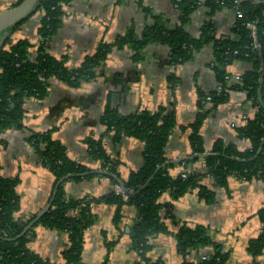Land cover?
Instances as JSON below:
<instances>
[{"label": "crops", "instance_id": "0c3cea01", "mask_svg": "<svg viewBox=\"0 0 264 264\" xmlns=\"http://www.w3.org/2000/svg\"><path fill=\"white\" fill-rule=\"evenodd\" d=\"M16 0H0V12L10 8ZM143 7H148L146 11ZM64 24L49 42V49L55 56H67V65L79 66L87 55L96 52L101 42L112 43L129 29L142 36L146 26L154 23V15H164L169 26L179 23V10L174 0H72L65 5ZM38 12L23 27L12 35L16 41L29 38L38 46ZM234 11L223 10L206 16L195 13L186 29L199 35L206 20L213 18L221 33H229L233 23ZM171 48L168 45L150 43L145 47V59L133 61V52L128 47L117 48L104 62L107 74L122 73L129 76L127 89L121 90L108 81L104 75L79 88L53 80L50 94L43 100H27V116L24 123L28 128L45 131L54 128L53 137L61 140L68 148V154L79 163L90 168L101 166L89 155L88 137L102 139L111 157L121 161L119 172L123 178L143 164L144 144L134 137H126L116 142L107 132L101 117L106 105L111 102L122 114L140 109L156 110L160 106H174L177 125L166 147L167 162H173L172 175L192 166L202 168L203 158L195 163L186 161L192 155L190 143L191 127L198 114L211 109L212 103L205 98L219 87L214 70L213 45L198 51L193 60L173 65L169 63ZM246 64L235 61L228 66L233 79L242 74ZM136 73L138 76L135 78ZM175 75L172 80L171 75ZM115 91V92H114ZM256 113L247 93L230 89L227 102L211 109L201 134L206 152L219 139L236 144L239 149L247 148V140H239L237 126L243 125ZM26 129H13L0 138V174L20 176L17 191L21 196L20 217L38 215L46 208L56 189V179L51 171L39 162V155L27 140ZM208 186H215L210 176L203 180ZM115 185L108 176H97L65 184L67 197L80 199L85 196L100 198L110 192ZM212 202L200 198L194 189L179 199H174L166 191L160 197L163 221L170 233H160L151 238L152 248L148 252L151 261L163 260L166 264H182L185 257L177 248L176 233L182 225L204 226L210 243L192 249L187 260L199 262L204 255L214 252L215 244H221L228 253L226 264H251L255 258L249 252L252 238L257 237L263 224L258 211L264 206V181L260 179L243 180L229 176L228 186L219 188ZM94 222L85 230L84 248L79 264H137L139 254L132 249L130 228L137 216L133 206L125 205L119 225H114L116 206L104 202H94L91 206ZM35 237L29 247L56 264H65L63 252L71 245L65 232L39 224L35 227ZM256 264H264V251L256 257ZM141 264H151L142 262Z\"/></svg>", "mask_w": 264, "mask_h": 264}, {"label": "trees", "instance_id": "16d2710c", "mask_svg": "<svg viewBox=\"0 0 264 264\" xmlns=\"http://www.w3.org/2000/svg\"><path fill=\"white\" fill-rule=\"evenodd\" d=\"M71 1L42 0L30 16L15 24L0 52V138L9 130L26 129L27 140L39 155V162L55 176L57 188L50 209L30 230L21 235L38 215L27 220L18 216L21 210V196L17 191L20 176L0 174V264H56L29 247V242L36 235L35 227L39 224L67 233L71 245L63 252L65 264L81 263L85 230L94 222L91 206L95 201L116 206L114 225L121 222L125 205L135 207L137 216L130 228V236L132 249L140 256L137 264L144 261L166 264L161 259L151 261L148 257L152 248L151 238L160 233H170L162 214L168 205L159 201L164 192H170L177 200L198 189L200 198L212 202L217 194L214 187H227L229 176L264 181V0H241L238 6L242 14L236 12L235 0H174L179 10L178 24L169 26V20L164 15L156 14L154 23L146 26L142 36L131 28L112 43L101 42L96 52L87 55L77 67L68 66L67 56L59 58L49 49L51 38L64 24L65 5ZM22 2L16 0L11 7ZM143 9L149 10L148 7ZM225 9L234 11L235 15L229 33H221L213 18L205 21L199 35H193L186 29L195 13L213 16ZM38 12L42 14L37 21L39 41L34 52L35 44L29 38L15 41L12 35ZM150 43L168 45L171 48L169 63L173 65L193 60L198 51L213 45V63L219 87L205 99L212 103L213 110L229 100L230 89L247 93L256 113L236 128L239 140L249 142L247 148L239 149L232 143L226 146L219 139L211 153L205 154L201 127L211 111L205 109L190 125L192 131L189 138L193 153L186 161L188 165L203 158L205 165L201 169L192 166L178 175H172L170 168L174 163L167 162L166 147L177 125L174 106H160L156 110L145 108L122 114L109 102L101 117L107 132L113 135L116 142L134 137L144 144L142 166L123 178L118 170L121 161L110 156L102 139H86L89 155L101 162L100 168H90L69 156L67 146L53 137L54 128L40 131L28 128L24 123L28 112L25 102L30 98L43 100L48 97L53 80L79 88L99 75H104L115 89L122 87L121 90L125 91L129 76L122 73L107 74L105 60L115 47L122 49L128 46L133 52V61H140L145 59V47ZM235 61L246 64L237 79H233V73L228 71V66ZM137 76L136 73L135 78ZM174 78L172 74L171 79ZM97 176H108L115 187L124 186L126 194L118 193L114 187L100 198L67 197L66 182ZM207 176L212 178L214 187L203 183ZM257 214L263 227L261 233L250 240L248 249L255 258L251 264H256V257L264 251V206ZM176 237L177 248L185 257L182 264H226L228 260V253L224 252L221 244H215L214 252L204 255L206 258L199 262L187 260L192 249L210 243L204 226L182 225Z\"/></svg>", "mask_w": 264, "mask_h": 264}, {"label": "water", "instance_id": "95a60500", "mask_svg": "<svg viewBox=\"0 0 264 264\" xmlns=\"http://www.w3.org/2000/svg\"><path fill=\"white\" fill-rule=\"evenodd\" d=\"M41 2L42 0H23L21 4L0 12V52L4 46L5 40L12 34L15 24L30 16L39 7ZM123 188L126 189L124 186ZM56 193L57 188L54 191V196L50 204L38 214V216L24 229L21 235H24L30 230L38 222L40 217L50 209Z\"/></svg>", "mask_w": 264, "mask_h": 264}, {"label": "built area", "instance_id": "2783aa9c", "mask_svg": "<svg viewBox=\"0 0 264 264\" xmlns=\"http://www.w3.org/2000/svg\"><path fill=\"white\" fill-rule=\"evenodd\" d=\"M240 1H241V0H235V2H236V4H235V9H236V12H237L238 14H242V11L240 10V8H239V6H238V4H239ZM255 46L257 47L258 44L255 45ZM237 77L239 78V76H237ZM115 188H116V190H117L118 193H121V194H123V195L126 194V190H124L121 186L116 185ZM203 258H206V257L204 256Z\"/></svg>", "mask_w": 264, "mask_h": 264}]
</instances>
